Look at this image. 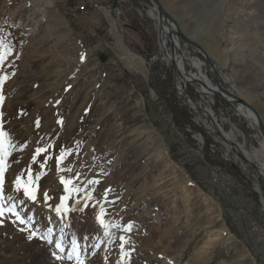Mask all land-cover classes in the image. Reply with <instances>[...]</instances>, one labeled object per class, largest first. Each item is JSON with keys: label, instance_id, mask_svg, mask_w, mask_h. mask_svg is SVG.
<instances>
[{"label": "rangeland", "instance_id": "1", "mask_svg": "<svg viewBox=\"0 0 264 264\" xmlns=\"http://www.w3.org/2000/svg\"><path fill=\"white\" fill-rule=\"evenodd\" d=\"M81 1L0 0V131L7 134L4 146L10 153L0 205H14L26 221L20 223L7 211L0 216V264H77L75 254L68 259L73 239L83 264H262L263 245L251 232L252 224L264 228V206L259 193L252 191L255 172L244 168L203 121H192L195 113L178 96L173 70L162 57L156 21L148 14L151 1L103 0L123 12L120 40L143 58L145 86L139 72L116 51L108 59L101 54L103 62L94 51L89 56L79 53L71 42L68 56L65 18ZM158 1L212 56L227 86L256 109L264 124V0ZM112 24L120 29L117 22L106 24L110 38ZM188 50L181 44L186 59L204 61L199 51ZM120 83L126 88L144 86L149 113L145 120L125 119L124 129L117 128L118 115L138 112V107L132 95L120 94ZM196 88L188 85L187 91L197 103ZM214 102V109L225 107L216 97ZM159 108L170 116L175 130L161 118ZM222 115L238 129L228 123L222 127L225 133L233 132L235 142L248 152L259 147L258 130L248 120L234 109ZM194 134L204 147L214 143L215 154L197 159L191 152ZM37 148L47 151L32 163ZM62 150L69 154L61 167L72 171L61 175L80 173V181L99 183L88 185L95 189L88 207L58 216L55 208L65 193L55 157ZM45 155L52 159L41 169ZM208 164L236 178L235 195L241 203L210 184ZM29 165L33 177L47 172L38 181L36 202L15 190L16 177L26 180ZM74 201L71 197L68 204ZM239 204L244 214L238 212ZM100 205L106 229L95 218ZM57 241L63 252L56 248Z\"/></svg>", "mask_w": 264, "mask_h": 264}, {"label": "bare ground", "instance_id": "2", "mask_svg": "<svg viewBox=\"0 0 264 264\" xmlns=\"http://www.w3.org/2000/svg\"><path fill=\"white\" fill-rule=\"evenodd\" d=\"M149 16H151L155 21H156V25L159 29L158 32V38L160 39V47L161 49H163L165 51V61L167 63V60L169 59V51H168V36H171L170 34H172V38H173V42L175 45H177V40H176V36L174 35L175 32V27L170 23V25H166L162 19L158 18L157 15V9L156 7L153 5V7L151 8V10L149 11ZM169 15V14H168ZM172 18V17H171ZM177 23V22H176ZM178 24V23H177ZM112 32L115 30V26L112 24ZM179 26V25H178ZM180 28V27H179ZM111 30V28L109 29ZM161 30V31H160ZM180 30L184 33V35L186 37H188L190 40L198 43L197 41L194 40L193 34H186L181 28ZM194 33V32H193ZM112 34V33H111ZM113 38L116 39L117 41V45L119 46V48H121V50L124 52V58L127 65L133 69H135L137 72L142 73L143 75L147 72L144 69L145 66V62L143 60V58L137 56L136 54L132 53L131 51H129L126 47L123 46V44L120 41V36L119 33H117L116 31L113 32ZM112 38V39H113ZM199 44V43H198ZM200 45V44H199ZM117 46V47H118ZM201 46V45H200ZM155 47V46H154ZM202 47V46H201ZM118 49V48H117ZM174 49L177 53V48L176 46H174ZM202 49L204 50V48L202 47ZM119 51V50H118ZM189 51V50H188ZM193 51V50H192ZM198 52V50H195ZM120 52V51H119ZM185 52V51H184ZM204 52L210 57L212 58V56L206 51L204 50ZM201 54V53H200ZM177 55V54H176ZM122 56V55H120ZM202 56V55H201ZM121 59V58H120ZM122 59V60H123ZM213 59V58H212ZM148 60V59H147ZM214 60V59H213ZM177 65H178V69H179V73L180 75H178L179 81L182 80L183 83H189L192 84L193 86H196L198 88V91H200V94L202 95H206L208 98H214L215 96L213 95V93L216 92V88L209 82V80L206 78L205 75V70H206V65L204 62H201L200 59H186L185 56L183 55V57L181 56H177L176 59ZM189 65L191 66V68L195 69V73H188L186 71V66ZM221 78H222V87L223 88H227L228 91L232 94H234L235 96L239 97L240 99L244 100L247 104H249L244 98H242L240 95H238L236 92H234L230 86H227V81L223 78L222 74H221ZM201 84V85H200ZM152 96H154L153 92L150 93ZM226 100H229V102H232V99H228L227 97H225ZM167 102V101H166ZM190 103V102H189ZM198 105V103H196ZM190 105V104H189ZM250 105V104H249ZM200 108L201 106L198 105ZM251 106V105H250ZM159 107V106H158ZM190 107L192 108V106L190 105ZM252 107V106H251ZM166 108V107H165ZM164 108V109H165ZM254 108V107H253ZM193 109V108H192ZM235 110V112L242 117L243 119L248 120L252 127L254 126L257 130H258V119L257 117L248 109L243 108L241 106H234L233 108ZM255 109V108H254ZM196 112L197 116H201L202 120L204 121V123L207 125V127L209 128V130H211L212 132L215 131V128L218 129V131L224 135V137L228 140V141H232L235 142V140L233 139V132H228L225 133L224 129L222 128L223 126H221V124L215 119V116L213 114L212 111L205 109V111L208 113L207 115L211 117V122H209L205 116H202L201 114H199L195 109H193ZM256 110V109H255ZM185 116V115H184ZM189 118V117H188ZM261 120V118H260ZM262 121V120H261ZM205 125V126H206ZM213 125L217 126L214 127ZM197 126V125H196ZM214 128H213V127ZM207 128V129H208ZM195 129V128H194ZM205 133V132H204ZM235 138V137H234ZM261 138V136H260ZM198 140H201L198 138ZM237 147H238V151L240 150L242 152V154L245 156V159L247 161L252 162L253 164H255L260 170H264V143L262 141V138L259 142V147L257 149H253L251 152H248L243 143H237L235 142ZM228 149V147H227ZM236 159H239L237 156H235ZM198 159V158H197ZM207 159V158H206ZM240 160V159H239ZM241 161V160H240ZM199 162V161H198ZM241 164L244 168L247 169V165L245 163H243L241 161ZM202 166V165H201ZM261 170V171H262ZM263 172V171H262ZM256 176V175H255ZM238 183V182H237ZM211 184V183H210ZM258 184V183H257ZM213 185V184H212ZM259 193L261 194L260 190ZM262 195V194H261ZM264 196V195H263ZM253 248V247H252ZM259 249V248H258ZM261 256V255H260Z\"/></svg>", "mask_w": 264, "mask_h": 264}, {"label": "snow or ice", "instance_id": "3", "mask_svg": "<svg viewBox=\"0 0 264 264\" xmlns=\"http://www.w3.org/2000/svg\"><path fill=\"white\" fill-rule=\"evenodd\" d=\"M0 47H3V45H0ZM4 57L0 55V60H2ZM0 83H2V80H0ZM0 100H2V97H0ZM58 124L62 123V121L58 120ZM37 127H39V122L37 121ZM6 133L3 131H0V193L3 191V183H4V172L8 167V164L6 163L8 155H10L9 151L5 148V137ZM26 146V145H25ZM46 149L44 148H37L35 153L32 156V163L36 162L37 157L41 153H46ZM69 153L62 150L60 154L55 157L56 160V171L58 175V179L60 183L64 186V195L60 198V203L56 205L55 212L59 215H67L71 211H83V208H86L89 206V201L93 200V192L95 191L94 188L89 189L88 185H95L98 184V180H88L86 183L83 181H80V173H77L75 177L65 178L64 175H61L63 172H71V168H62L61 165L64 161V159L67 158V155ZM49 159H52V157L45 155L44 156V163L40 165L41 169H44L47 165V161ZM47 175V172L41 171L40 173H37L35 177L32 175L31 171V165H29L27 169V178L26 180L21 178V175H18L15 180V190L17 192L23 190L24 196L31 200L32 202H36V191L38 188V181L41 179V176ZM74 181H79V183H74ZM107 194V190L105 192V195ZM71 197H75V201L72 205L68 204V200ZM50 199L48 196V193H44V201L45 204H47V201ZM93 208L97 207V204L91 205ZM10 212L12 215L16 216V219L20 221V223H25L26 221L21 218L20 214L16 211V208L14 205H9L8 207H5L4 205H0V216H3L5 212ZM105 209L102 205L99 206V211L95 213V218L97 222L103 227L107 228L108 225L105 224L103 220V216L105 215ZM32 216L27 217V221H31ZM130 230V226H129ZM51 229H48V232L51 233ZM107 234V233H106ZM32 235H35V232L32 233ZM31 238V237H30ZM46 240H48L49 243L52 241L48 239V237H45ZM121 240H123V237H121ZM97 247L99 245H96ZM122 247V246H121ZM56 248L59 249L61 252L64 251V249L61 246V243L59 241L56 242ZM73 254H75L77 264H83V261L80 260L79 257V251H78V245L75 239L72 241V250L69 252L68 259L71 260L73 258ZM55 255V253H54ZM57 259H61V257L56 256Z\"/></svg>", "mask_w": 264, "mask_h": 264}, {"label": "water", "instance_id": "4", "mask_svg": "<svg viewBox=\"0 0 264 264\" xmlns=\"http://www.w3.org/2000/svg\"><path fill=\"white\" fill-rule=\"evenodd\" d=\"M151 3L156 7L157 9V15L158 18L162 19V21L166 24V25H170V23L175 27V32L174 35L176 36V40H177V45L174 44L173 42V38H172V34H170L171 36H168V51L169 53V59L167 60V63L171 66L172 70H173V74H174V87L177 91L178 96L185 98L187 100V102L192 106L193 109H195L199 114H201L202 116H205L206 119L211 122V117L208 116L207 112L205 111V109L200 108L194 98L188 93L187 91V87L188 85L193 86L192 84L189 83H183L182 80L179 81L178 75H180L179 73V69H178V65L176 62L177 56H181L183 57L184 53L181 51V44L184 45V47H186L187 49H195L198 50L203 58V62L206 65V70H205V75L206 78L209 80V82L216 88V92L213 93V95L221 100L222 102H224L225 104H228L229 106L233 107L234 106H241L243 108H246L248 110H250L258 119V133L262 138V141L264 143V124L263 122L260 120V115L258 114V112L251 107L249 104H247L244 100L240 99L239 97L235 96L234 94L230 93L228 91V89L223 88L221 83H222V78H221V71L219 69V67L217 66L216 62L210 58L202 49V47L190 40L188 37H186L184 35V33L180 30L178 24L176 23V21L171 18L163 9L162 5L160 4V2L158 0H150ZM161 31V30H160ZM159 32V29L157 27V33ZM158 45L160 48V51L162 53V57L163 59H165V51L163 49H161L160 47V39L158 38ZM174 46H176L177 48V53L174 49ZM177 54V55H176ZM189 66V65H188ZM201 85V84H200ZM225 97H227L228 99H232V102H229V100H226ZM214 127H217L215 125H213ZM212 126V127H213ZM213 127V128H214ZM214 133L216 134V136L219 138V140L224 143L243 163H245L252 171L255 172L256 175V180L259 186V190L262 194V196L264 195V170H260L255 164H253L250 161H247L245 159V156L242 154V152L239 150L238 151V147L236 145L235 142L232 141H228L223 134H221L217 128H215ZM264 197V196H263Z\"/></svg>", "mask_w": 264, "mask_h": 264}, {"label": "built area", "instance_id": "5", "mask_svg": "<svg viewBox=\"0 0 264 264\" xmlns=\"http://www.w3.org/2000/svg\"><path fill=\"white\" fill-rule=\"evenodd\" d=\"M88 8L93 10V12L101 13L105 21L107 22V24L110 25L111 22H117L120 27V30L122 29V26H124V23L122 21L123 12L121 9H118V7L113 9L110 5L100 4L96 0H89L87 4L85 2L83 4H80L79 6L74 7L73 9L69 10L68 15L74 18L76 17L78 13L84 12ZM155 59H156V56L152 58V60H155ZM195 92L199 96V100H197V103L198 105L201 106V108L212 111L215 116V119L221 124V126L228 123L230 124L231 128L234 129L238 133V129L236 128L234 123H230L229 119L226 120L224 117H220V116H223L222 114H225V112L222 109H214L215 108L214 98H208L206 95L200 94V91H198V88L195 89ZM150 98L152 99V101H157V98L156 97L154 98V96H152L151 94H150ZM194 113H195V116L192 114L193 115L192 121L195 123L202 122L203 121L202 117L200 115L197 116L195 111ZM159 114L161 118L164 121H166V123L169 124V128H171L172 130H175L176 128L175 124L171 123L172 121L170 119V116L162 108H159ZM187 128L189 129V127ZM188 131H191V130H188ZM198 138H199V135L197 134L193 135V139L196 141V145L194 149H191V152H193V154L199 160L203 159L205 153L207 152H209V154L210 153L215 154L216 145L214 143H211L207 147H204L203 141L198 140ZM229 155L230 153L227 151L224 152L223 154L225 158L229 157ZM230 158L234 159L232 155L230 156ZM207 178L211 184L217 186L221 190L224 196H226L227 198L233 199V200L237 198V196L235 195V191L239 190L236 187V185H238L237 181L231 173L224 170L221 166L217 164H213V165L208 164ZM252 191L259 193V186L255 182L253 183ZM259 197H260V202H262L264 206V198L262 197L260 193H259ZM236 200H239V202L241 203L239 198H237ZM238 212L240 214L245 213L244 208L240 204L238 205ZM251 232H252V235H254L257 238L258 243H261L263 245L262 264H264V228L256 224H252Z\"/></svg>", "mask_w": 264, "mask_h": 264}, {"label": "crops", "instance_id": "6", "mask_svg": "<svg viewBox=\"0 0 264 264\" xmlns=\"http://www.w3.org/2000/svg\"><path fill=\"white\" fill-rule=\"evenodd\" d=\"M83 1H81V3H83ZM104 1L101 0V1H98V3L103 4ZM76 3H78V0ZM65 20L68 22L67 29H66L67 34H66V38H65L68 56L70 55V43L73 42V44L77 47L79 53H82L83 55L85 54V55L89 56L94 51V53L96 55L103 54L106 56V59H108L107 55L108 54H114V52L116 51L119 59L121 58L120 55H122L124 57V52L121 50V48H119V46L117 45L116 39H114L113 35H112L114 31L119 33V31L121 32L122 30L115 27L114 28L115 30L112 32V28H111V32L109 34L111 35V37L113 39L108 37L106 32H105L107 22L105 21L103 15L101 13L93 12V10L88 8L86 11L78 13L76 15V17H74V18L70 17L69 19L65 18ZM115 41H116V43H115ZM92 43H93V45H92ZM116 47L120 51L119 52L120 54L117 52ZM146 52L144 54H147ZM100 57H102V60L104 62L105 61V59L103 58L104 56L101 55ZM85 59H86V56H85ZM94 59H96V57ZM139 74H140L141 81L146 82V80H144L145 78L142 76V74L141 73H139ZM100 76H101V74H100ZM104 77L105 76H101V79H105ZM145 82H144V86H145ZM121 83H122V81H121ZM121 83H120V86H122ZM144 86H142L141 88L132 87V86H130V88H126V87L122 86L120 88V94H130L133 96V102L138 107V112H135V113H132V112L127 113L126 111H124L126 113L121 112L118 115V117H119L118 119H120V121L118 122V125H117L118 129H124L122 124H123L125 119L132 118V119H136V120H140V119L145 120L146 117L149 116V113L147 114L145 112V107H144L145 106L144 105L145 102L143 99L144 94L142 92V90L145 89ZM225 107H221V109L224 112L233 111V108H231L229 105L225 104ZM78 120H80V119H77L76 121H78ZM145 124L147 125V122ZM81 127H82V124H81ZM248 192H250V191H248ZM247 200H249V198H247Z\"/></svg>", "mask_w": 264, "mask_h": 264}]
</instances>
